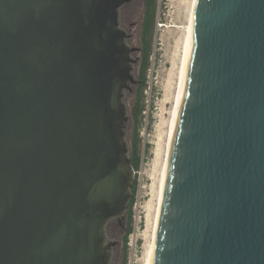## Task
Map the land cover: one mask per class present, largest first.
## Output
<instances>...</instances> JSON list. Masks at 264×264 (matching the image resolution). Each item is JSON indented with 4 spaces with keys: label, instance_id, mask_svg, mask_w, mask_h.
Masks as SVG:
<instances>
[{
    "label": "water",
    "instance_id": "water-1",
    "mask_svg": "<svg viewBox=\"0 0 264 264\" xmlns=\"http://www.w3.org/2000/svg\"><path fill=\"white\" fill-rule=\"evenodd\" d=\"M127 0H0V264H108L135 170ZM151 264H264V0H198Z\"/></svg>",
    "mask_w": 264,
    "mask_h": 264
},
{
    "label": "rangeland",
    "instance_id": "rangeland-1",
    "mask_svg": "<svg viewBox=\"0 0 264 264\" xmlns=\"http://www.w3.org/2000/svg\"><path fill=\"white\" fill-rule=\"evenodd\" d=\"M190 2L156 0L152 53L142 93L143 110L138 121L135 117V85L124 92L123 101L127 110L124 139L128 156L133 142L137 140L139 166L132 182L135 193L132 195L134 201L131 213L128 206L122 219L124 225L131 215L132 231L127 241L124 242V230L116 220L106 227V240L116 241L111 248L108 264H146L148 260L147 251L153 233L160 173L183 55ZM139 39L140 34L135 32L130 37L129 45L139 47ZM133 57V75L136 78L139 50Z\"/></svg>",
    "mask_w": 264,
    "mask_h": 264
},
{
    "label": "trees",
    "instance_id": "trees-1",
    "mask_svg": "<svg viewBox=\"0 0 264 264\" xmlns=\"http://www.w3.org/2000/svg\"><path fill=\"white\" fill-rule=\"evenodd\" d=\"M155 22H156V0H150V2L147 4V7L144 12V17L142 20V31L140 33V39H139V61H137L138 67H137V76H136V83L135 85V92H136V100H135V117L138 121L139 115H141V112L143 110L142 105V93L143 89L145 87L146 82V72L149 67V58L152 53V42H153V36H154V30H155ZM137 140L132 144L131 153L129 155L131 159V164L134 170L138 169L139 166V156L137 153ZM132 194L135 193V186L131 189ZM134 198L132 197L129 201V212L131 213V206L133 204ZM115 219H111L107 222L105 225V234L106 227L108 224ZM124 230V242L127 241L128 235L132 231V225H131V215L127 223L121 226Z\"/></svg>",
    "mask_w": 264,
    "mask_h": 264
},
{
    "label": "bare ground",
    "instance_id": "bare-ground-1",
    "mask_svg": "<svg viewBox=\"0 0 264 264\" xmlns=\"http://www.w3.org/2000/svg\"><path fill=\"white\" fill-rule=\"evenodd\" d=\"M197 5H198V0H191L190 8H189V15H188V22H187V26H186V36H185L184 46H183V53H182L183 55L181 58V64H180V69H179V73H178V81H177V85H176V93L174 96L173 110H172L171 118H170L169 125H168L169 130L167 132V141H166V145H165L166 148H165V153H164V161H163V165H162V169H161V173H160L159 189H158V195H157V204H156V208H155V216H154V223H153V233H152V238H151L149 248L147 251V259L148 260H147L146 264L152 263L155 237H156V231H157V225H158V219H159V213H160V206H161L164 184H165V179H166V174H167L170 147H171L172 137H173V133H174V128L176 125V119L178 116L180 102H181V98H182V94H183V90H184L186 69H187L191 44H192L193 26H194L196 11H197Z\"/></svg>",
    "mask_w": 264,
    "mask_h": 264
},
{
    "label": "flooded vegetation",
    "instance_id": "flooded-vegetation-1",
    "mask_svg": "<svg viewBox=\"0 0 264 264\" xmlns=\"http://www.w3.org/2000/svg\"><path fill=\"white\" fill-rule=\"evenodd\" d=\"M149 2L150 0H127L118 7V26L129 35L126 39L128 44L135 32L141 33L144 12Z\"/></svg>",
    "mask_w": 264,
    "mask_h": 264
}]
</instances>
